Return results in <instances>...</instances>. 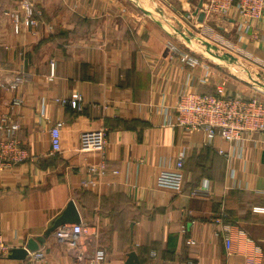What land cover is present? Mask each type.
I'll use <instances>...</instances> for the list:
<instances>
[{
  "label": "crops",
  "instance_id": "1",
  "mask_svg": "<svg viewBox=\"0 0 264 264\" xmlns=\"http://www.w3.org/2000/svg\"><path fill=\"white\" fill-rule=\"evenodd\" d=\"M167 1L175 17L180 6L187 14L200 0ZM38 4L36 27L17 33L3 14L16 0H0V141L18 122L15 137L28 151L18 163L0 161V232L14 247L24 246L74 199L90 233L70 247L54 232L37 250L44 258L2 256L0 264H93L99 247L110 264H248V256L264 264V212L254 210L264 207V130L238 143L218 134L209 143L203 129L179 125L174 109L185 90L212 92L221 84L251 94L250 76L207 60L208 68L188 66L168 46L179 38L170 23L141 11L136 0ZM214 16L234 34L239 66L256 70L255 83L263 84L264 20L243 32L236 11ZM22 73L26 81L11 89L9 81ZM76 94L83 97L80 108L56 100ZM57 122L62 150L53 154L50 130ZM100 128L107 129L104 153L82 150L81 133ZM104 155L108 164L99 177L90 168ZM181 155L183 191L158 186L159 174ZM91 179L98 180L85 184ZM205 180L211 190L195 195ZM189 237L197 244H188Z\"/></svg>",
  "mask_w": 264,
  "mask_h": 264
},
{
  "label": "built area",
  "instance_id": "2",
  "mask_svg": "<svg viewBox=\"0 0 264 264\" xmlns=\"http://www.w3.org/2000/svg\"><path fill=\"white\" fill-rule=\"evenodd\" d=\"M39 0H16V7L4 9L3 14L9 17L13 23L15 31L21 32L23 29L35 28L38 24L42 9L39 8ZM203 9L206 11L204 22H199L197 15H188L192 27H205L213 29L210 20L214 15H228L236 11L238 16V29L246 32L252 29L255 22L264 20V0H204ZM189 31V32H188ZM189 35L193 33L190 28L184 29ZM194 34V33H193ZM193 36V35H192ZM252 37H259L258 31L252 32ZM181 38V37H180ZM182 43V44H181ZM168 46L172 52L190 67H209L205 58L199 56L186 40L170 41ZM55 75V62H52L51 77ZM27 79L26 74H16L13 80L9 81L11 89H17ZM257 80L251 78L253 92L251 94L238 93L227 90L224 85L218 84L212 92H200L197 90L182 91L176 100L174 109L176 111V122L187 128H201L207 133L209 143L216 135L220 134L228 141L242 142L248 136L264 130V83L257 86ZM58 102L71 103L74 107L82 106L83 97L76 94L73 99H56ZM22 100L14 99V104L21 103ZM62 122L55 123L51 130L52 152L56 154L62 150ZM2 127V126H0ZM18 122H12L7 126V138L0 141V161L7 165L18 163L28 157V151L24 149L16 139ZM108 145L107 129L84 131L81 133L80 148L85 151L98 150L104 153ZM223 154V149H219ZM185 156L181 155L176 166L164 169L158 176L157 184L163 188H170L176 192H182L185 183ZM108 159L102 156L99 165H92L90 171L97 172L101 177L106 171ZM98 179H91L85 184H95ZM210 182L205 180L203 184L194 190V194L209 192ZM255 211L264 212V207H255ZM228 225H224L226 234V245L231 253L233 238L229 233ZM183 231L186 227L183 226ZM90 233L89 226L79 223H67L55 231L56 237L61 241H66L70 247L82 245V239ZM187 243L197 244V241L189 237ZM14 245L8 243L0 232V257L8 256ZM28 257L32 259L44 258V253L40 251H30ZM106 251L99 247L96 249L93 264H110L107 262ZM248 264H255L254 256L247 257ZM190 264H195L190 261Z\"/></svg>",
  "mask_w": 264,
  "mask_h": 264
},
{
  "label": "rangeland",
  "instance_id": "3",
  "mask_svg": "<svg viewBox=\"0 0 264 264\" xmlns=\"http://www.w3.org/2000/svg\"><path fill=\"white\" fill-rule=\"evenodd\" d=\"M136 5L139 6V9L141 11H143L141 8L144 7L148 9L152 15H155V17L157 16L170 23V30L179 37L177 38L178 41H183L185 39L178 32V29L184 31V29L190 28V30L194 33L193 36L189 33V35L193 39V43H190V45L196 51V53L199 54L200 57L205 58L207 61H211L212 63L222 64L226 66L227 69H229L231 72L233 71L232 73L243 77L248 78L250 76V79L252 77L257 79L256 77L259 76L256 74V70H251L247 68V66L246 68L239 66V53L233 43L234 41L231 38L232 35H234L233 32H226L224 29H220V27L215 23L216 21H214L212 18L210 20V24L213 26V29L200 27L201 25H198L199 27H192L191 23L189 22L190 19L186 16V14H184L182 6H180L179 11H177V16L174 17L171 15L172 7L169 5V2L167 0H136ZM192 11L193 10L189 12ZM166 18H169L170 20ZM206 41L213 45H216L217 49L211 48L212 50L210 51L205 44ZM225 53L233 54L238 58L237 61L230 63V61L222 59L218 56V54L223 55Z\"/></svg>",
  "mask_w": 264,
  "mask_h": 264
},
{
  "label": "water",
  "instance_id": "4",
  "mask_svg": "<svg viewBox=\"0 0 264 264\" xmlns=\"http://www.w3.org/2000/svg\"><path fill=\"white\" fill-rule=\"evenodd\" d=\"M204 0H200L196 5L195 9L192 12H188V15H197V19L200 22H203L206 17V11L203 9ZM145 13H149L150 11L144 7L141 8ZM178 32L185 38L189 43H193V39L190 35L185 33L183 30L178 29ZM193 35V33H191ZM208 49L211 51L213 49H217L216 45H213L206 41L205 43ZM218 56L222 59L228 60L230 62L237 61V57L231 53H225L223 55ZM81 222V214L79 212L77 203L74 199H71L62 213L54 220L53 224L47 229L44 235H39L29 239L28 243L24 246L14 247L10 254L9 258L14 259H26L29 255L30 251H37L41 243L46 242L47 238L50 237L58 228L67 224V223H79Z\"/></svg>",
  "mask_w": 264,
  "mask_h": 264
},
{
  "label": "bare ground",
  "instance_id": "5",
  "mask_svg": "<svg viewBox=\"0 0 264 264\" xmlns=\"http://www.w3.org/2000/svg\"><path fill=\"white\" fill-rule=\"evenodd\" d=\"M185 40V39H184ZM188 42V41H187Z\"/></svg>",
  "mask_w": 264,
  "mask_h": 264
}]
</instances>
